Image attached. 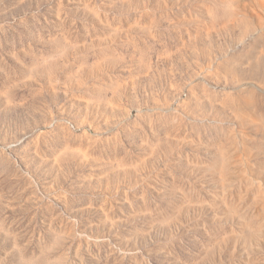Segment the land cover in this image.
Returning <instances> with one entry per match:
<instances>
[{
    "label": "rangeland",
    "instance_id": "obj_1",
    "mask_svg": "<svg viewBox=\"0 0 264 264\" xmlns=\"http://www.w3.org/2000/svg\"><path fill=\"white\" fill-rule=\"evenodd\" d=\"M0 264H264V0H0Z\"/></svg>",
    "mask_w": 264,
    "mask_h": 264
}]
</instances>
